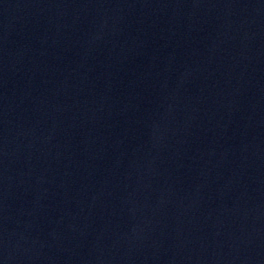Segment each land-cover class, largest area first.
Segmentation results:
<instances>
[{
	"label": "water",
	"instance_id": "water-1",
	"mask_svg": "<svg viewBox=\"0 0 264 264\" xmlns=\"http://www.w3.org/2000/svg\"><path fill=\"white\" fill-rule=\"evenodd\" d=\"M165 264H264V0L215 153Z\"/></svg>",
	"mask_w": 264,
	"mask_h": 264
}]
</instances>
